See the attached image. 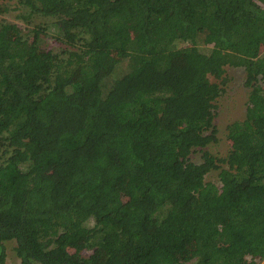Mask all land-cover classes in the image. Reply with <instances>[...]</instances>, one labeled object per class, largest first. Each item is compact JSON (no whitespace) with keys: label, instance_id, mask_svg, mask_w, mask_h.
<instances>
[{"label":"trees","instance_id":"1","mask_svg":"<svg viewBox=\"0 0 264 264\" xmlns=\"http://www.w3.org/2000/svg\"><path fill=\"white\" fill-rule=\"evenodd\" d=\"M19 4L58 47L0 19V264H264V0ZM226 66L249 92L217 157Z\"/></svg>","mask_w":264,"mask_h":264},{"label":"rangeland","instance_id":"2","mask_svg":"<svg viewBox=\"0 0 264 264\" xmlns=\"http://www.w3.org/2000/svg\"><path fill=\"white\" fill-rule=\"evenodd\" d=\"M28 15L27 9L20 6L19 0H0V19L14 23L18 26L21 33L25 34L27 38L32 39L30 31L36 25L45 26L44 31L41 32L42 43L45 48L57 49L58 44L54 39L55 28L51 24L52 19L45 16L34 15L30 18H26ZM201 47V45H200ZM203 49V47H201ZM127 62L123 60L116 70V73L110 75L105 80L106 86L113 80L118 74L126 70ZM244 70L241 67L226 66L225 72L222 77V82L212 78V81L220 82L222 92L215 101V118L214 124L216 126L217 140L208 145L207 150L212 152L217 157H225L229 150V142L226 138V126L235 121L241 120L245 115V104L249 89L244 85ZM190 159L194 162L201 160V152L195 150L190 154ZM206 181H212L216 185H220L218 179V170H212L205 176ZM14 241H7V258L6 264H19V259L15 256L12 247ZM75 249H71V252H75ZM81 255L96 260V249L93 250H81ZM191 264V263H187Z\"/></svg>","mask_w":264,"mask_h":264}]
</instances>
